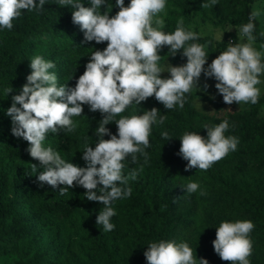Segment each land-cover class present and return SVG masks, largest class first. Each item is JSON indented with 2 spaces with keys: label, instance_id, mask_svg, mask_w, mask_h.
Masks as SVG:
<instances>
[{
  "label": "trees",
  "instance_id": "trees-1",
  "mask_svg": "<svg viewBox=\"0 0 264 264\" xmlns=\"http://www.w3.org/2000/svg\"><path fill=\"white\" fill-rule=\"evenodd\" d=\"M80 2L91 6L90 0ZM130 2L125 0V6ZM255 2L217 0L205 9L202 4L210 0H167L166 26L162 30L174 32L177 20L183 16L185 29L191 31L194 15L205 21L246 24ZM107 4L112 11L110 16H114L119 11L116 0H107ZM73 10L71 6H60L58 0H46L42 11H22L21 17L14 19L12 30L0 28V255H13L18 264H147L144 252L150 243L174 240L187 243L197 261L204 258L209 264H229L215 253L216 228L224 221L251 220L255 227L250 233L253 252L249 260L251 264H264V94L257 104L244 103L226 113H222L228 105L222 95H202L215 107L214 114L195 107L193 91L185 94L183 109L179 105L166 109L153 96L141 104L133 102L117 115L116 120L143 115L155 107L160 110L158 116L167 119L151 127L150 147L145 149L147 163L139 153L137 162H132L131 156L123 161L125 176L133 169L138 175L128 181L131 196L112 202L116 215L110 221L115 225L111 232H104L103 226L97 225L104 206L88 201L83 187L69 188L61 195L63 185L56 189L47 184L41 186L38 175L43 169L30 156L28 142L12 134L13 123L7 109L12 97L27 82L30 61L35 56L56 64L49 71L56 74L58 86L75 87L91 54L107 47V42H84V33L72 22ZM106 10L107 6H102L101 11ZM254 23L255 41L264 44V36L260 35L264 30L257 19ZM195 32L200 38L188 43L206 44L211 62L227 49L229 39L238 40L235 33H226L221 41H215ZM159 54L170 67L187 62L183 49L172 56L165 46ZM161 78H170V73H162ZM8 89L13 91L7 94ZM83 108L81 116L72 118L78 124L75 132H49L43 142L44 147L51 146L66 162L80 167H86L82 159L84 144L87 141L95 148V129L103 119L99 111H90L89 105ZM224 120L229 123L224 135L238 138L237 150L230 151L207 171H186L188 162L177 154L183 134L196 132L207 138L204 125H218ZM106 127L117 134L114 122ZM163 131L170 134L171 140L162 138ZM31 164L37 165L35 172ZM189 182L199 183L200 189L188 194L185 186ZM201 191L206 195H201Z\"/></svg>",
  "mask_w": 264,
  "mask_h": 264
},
{
  "label": "clouds",
  "instance_id": "clouds-1",
  "mask_svg": "<svg viewBox=\"0 0 264 264\" xmlns=\"http://www.w3.org/2000/svg\"><path fill=\"white\" fill-rule=\"evenodd\" d=\"M46 0H0V28L12 30L13 21L21 17L22 11H42ZM60 6H71L72 22L84 33V42H107L103 50H96L90 56L85 71L80 75L75 87L57 84V76L50 69L56 64L37 55L30 61L31 73L22 91L12 97V105L7 115L12 118V134L28 142L30 156L39 161L42 168L38 175L41 186L47 184L53 189L60 188L64 195L69 188L81 186L86 189L88 201L99 202L103 210L99 212L96 223L102 225L104 232H111L115 225L111 218L116 215L112 202L128 198L132 189L129 180H135L138 171L133 169L128 176L123 174V161L131 156L137 162L139 153L148 162L146 148L150 147L149 137L154 123L163 124L166 116H158L159 109L153 107L143 115L116 116L135 102L147 101L150 97L173 109L179 105L183 109L185 94L198 86L203 73L215 78V87L223 96V101L257 104L264 75V52L253 47L256 37L254 21L260 16L259 10H253L249 22L236 26L238 36L247 43L229 42L226 51L221 52L205 69L208 57L206 44L188 43L197 41L199 34L186 30L184 18L177 20L174 32H165L164 19L160 16L166 9L167 0H131L125 6V0H116L119 11L110 16L107 0H90L85 7L80 0H58ZM217 0L203 3L202 8H210ZM102 6L107 10L102 12ZM155 25V26H153ZM264 36V32L260 33ZM211 43V41H209ZM167 46L172 56L183 49L187 58L182 66L168 69L170 78H161L164 72L159 65L162 49ZM264 49V44L261 45ZM208 85H205V90ZM7 94L13 90H6ZM89 105L90 111H99L103 119L95 129L98 142L95 148L87 141L82 151L86 167L66 162L58 151L51 146L44 147L46 134L58 133L61 129L75 132L78 124L73 117L81 116L83 105ZM118 127L112 134L106 127L110 123ZM229 123L224 120L218 125H204L207 138L196 132H185L181 137V146L177 153L187 165L185 170L197 168L207 171L215 162L225 158L230 151H236L239 140L235 136L226 137ZM110 136V139H105ZM165 140H171L167 131L161 132ZM32 171L37 169L31 164ZM143 168L141 166L140 171ZM186 192L195 193L200 189L197 182L187 183ZM201 195L206 192L201 191ZM255 225L251 220L236 222L224 221L216 228L213 241L215 253L229 264H251L249 257L253 252L250 233ZM147 264H209V261L194 257L192 248L185 242L160 240L152 242L144 252Z\"/></svg>",
  "mask_w": 264,
  "mask_h": 264
},
{
  "label": "rangeland",
  "instance_id": "rangeland-1",
  "mask_svg": "<svg viewBox=\"0 0 264 264\" xmlns=\"http://www.w3.org/2000/svg\"><path fill=\"white\" fill-rule=\"evenodd\" d=\"M168 7L166 6V9L163 13H160V16L164 19V23L166 26V15H167ZM253 10H259L260 16L257 18V20L260 23V27L264 30V0H256ZM193 24L191 25V31H198L201 35L205 36H211L215 41H221L226 33H235L238 37L237 41H232V39H229V42L233 43H247V38H241L238 36V30L236 28V25L232 22H229L227 20H224L223 22H214V21H205L203 20L199 15L193 16ZM228 42V43H229ZM263 43L254 42L253 47L256 48L258 51L264 52V49L261 48V45ZM226 51V50H225ZM163 65V73H169L168 69L170 68L169 64L166 61L165 57H161V60L158 62ZM211 64L210 60H207V63L205 64V69H207L208 65ZM261 83L258 84L256 87L260 89V95L264 94V75L260 76ZM217 81L214 78L206 77L203 73L201 74V77L198 82V86L194 87L192 89L194 93V99L193 103L195 107L202 111L209 114L216 113V109L213 106V104L210 101H207L203 99L202 95H206L211 98H220L221 95L219 94L218 90L216 89ZM208 85L207 89L205 90L204 86ZM244 106V103H235L233 102L231 105H227L222 113H226L227 111L232 110L233 108H240ZM264 113V106L262 108ZM0 264H18L17 257L13 255H0Z\"/></svg>",
  "mask_w": 264,
  "mask_h": 264
},
{
  "label": "built area",
  "instance_id": "built-area-1",
  "mask_svg": "<svg viewBox=\"0 0 264 264\" xmlns=\"http://www.w3.org/2000/svg\"><path fill=\"white\" fill-rule=\"evenodd\" d=\"M232 41H233V39H232Z\"/></svg>",
  "mask_w": 264,
  "mask_h": 264
}]
</instances>
